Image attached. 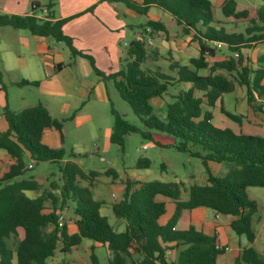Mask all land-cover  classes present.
<instances>
[{"label": "trees", "instance_id": "1", "mask_svg": "<svg viewBox=\"0 0 264 264\" xmlns=\"http://www.w3.org/2000/svg\"><path fill=\"white\" fill-rule=\"evenodd\" d=\"M107 1L122 2L139 14H146L152 6L169 13L181 27L183 35H193V40L199 43L200 55L190 61L194 69L172 61L170 71L176 72V77H173L159 67L145 66L147 47L151 45L145 37L134 40L127 47L128 58L122 69L107 76L96 67L94 59L78 51L73 39L64 33L66 23L75 17L52 21L35 15H0V25L28 29L34 35L64 42L72 55L89 59L98 76L114 82L121 99L149 131L131 125L112 107L111 144L124 150L126 136L141 133L144 139L152 140L153 131L169 135L176 140L174 148L177 151L202 160L208 183L191 186L189 199L183 201L182 182L154 180L135 183L128 179L123 199L113 205L114 215L125 224V230L118 232L101 214L103 203L94 199L91 190L93 182L102 173H87L76 162H64L66 152L63 149H52L43 143L44 132L52 128L61 134L64 142L65 120L54 119L43 104L19 112L6 109L9 130L0 133V149L7 152L5 159L1 160L7 168L0 177V264H48L60 244L62 253L71 254L84 239L107 248L108 264H217L222 251L216 249L214 237L193 227L183 232L174 230L184 210L200 207L235 217L231 224L233 231L240 237H246L251 245L242 251L237 264H264V258L252 246L256 240L253 217L259 210V203L248 194L249 188H264V138L220 129L212 123V113L203 110V104L208 107L219 104L226 117L240 124L242 117L227 111L223 105V96L234 93L239 85L246 88L249 106L254 111L263 112L259 103L264 104V68H253L242 50L264 40V34L245 38L244 35L216 29L213 27L215 16L210 0H144L142 4L134 0ZM33 7L36 11L40 5L34 4ZM237 7L235 0H228L222 9L223 15L247 18L248 13L238 12ZM88 11L92 12L93 8ZM252 25L246 30L247 34L264 31V5L258 10V20L252 21ZM142 28L146 34L147 28L153 33L167 32L162 23L154 21H148ZM215 43H221L222 47L217 48ZM223 48L235 56L210 65L208 58H214ZM202 69L209 70V74L199 75L198 71ZM180 83H191L192 87L172 96L164 119L156 116L151 100L163 98L170 86ZM20 85L37 86L39 83L23 81ZM197 91L204 96L197 97ZM26 153L37 164H58L61 173L59 183L51 184L52 191L44 190L34 199L26 192L41 191L40 184L33 177L16 181L31 171ZM76 157V154L69 155V158ZM209 162L225 165L227 174L223 177L213 175ZM150 166L148 159H140L137 164L138 169H149ZM105 174L118 178L114 169L105 171ZM81 181H87L89 185L82 186ZM56 190H60V195L53 193ZM158 195L170 198L176 204L175 214L165 226L159 224V219L166 214V203L157 201ZM48 202L52 204V211L45 212ZM67 206H71L73 214L78 217V232L75 234L70 233L67 219L61 227L58 223ZM19 228L24 229L25 238L16 241ZM168 249L179 251L176 261H167L165 252ZM90 264H100L94 249Z\"/></svg>", "mask_w": 264, "mask_h": 264}, {"label": "crops", "instance_id": "2", "mask_svg": "<svg viewBox=\"0 0 264 264\" xmlns=\"http://www.w3.org/2000/svg\"><path fill=\"white\" fill-rule=\"evenodd\" d=\"M134 1L139 4L144 2V0ZM210 1L213 4L215 16L213 27L216 29H224L229 34L244 35L245 38L264 34V31L262 33H246V30L253 26L252 21L258 20V10L264 5L262 0H235L238 4V12L246 11L248 13L247 18L241 19H235L233 17L227 18L223 15L222 9L228 0ZM34 4L40 5V8L36 11L33 7ZM45 8L48 9V14L44 13ZM91 8H93V11L89 12L88 10ZM0 15H35L52 21L75 17L66 23L64 33L73 39L75 48L91 56L95 61L96 67L107 76L119 72L122 69V65L126 63L125 61L128 58L127 47L133 42L128 41L126 38L129 31L136 34L137 38L135 40H141L145 37V39L149 37L152 43L157 39L162 40L161 49L154 48L152 43L147 47L148 59L145 66L152 69H156L157 67L161 68L158 63L161 59H165L169 63L168 74L173 77H176V72L170 71L172 61L179 62L181 65L194 69L190 61L193 58H198L200 55L199 43L193 40V35H183L181 27L178 26L176 20L169 13L164 12L156 6H152L146 14H139L128 8L122 2L107 0H0ZM140 15H145L147 22L154 21L162 23L166 27L167 32H155L149 36L148 33H145V29L142 28L144 25L139 28L136 25L127 23L128 18L135 19ZM175 27H177L175 29L176 34L170 35L169 30ZM164 35H166V38H164ZM253 45L252 48L243 49L242 52L250 59L253 68H264V40ZM231 56H235V53H231L223 48L222 51H217L214 58H208V61L212 65L216 61H222ZM60 65L62 67L57 69ZM198 73L201 76H207L209 70L202 69ZM221 73L228 75L224 71ZM23 81L30 83L37 82L39 85L22 86L20 83ZM183 84L186 85V90L192 87L191 83L174 84L170 87H180ZM262 84L264 85V79ZM112 85L116 90L113 81H106L95 73L89 59L83 56L72 55L66 43L58 42L53 38L34 35L28 29H16L12 26L0 25V133H5L9 130V124L5 117L6 109L19 112L29 107L43 104L54 119L65 120L63 130L64 142H62L61 134L56 129H47L43 136V143L46 146L57 150L63 149L66 152L64 162L73 161L81 167L82 165L78 162V159L89 155L91 159H94L98 155L102 158L103 162H107V158L103 157V155L106 156L113 147L110 141L113 125L110 123L108 115L111 109L110 106L113 105L111 96ZM239 87L241 86L237 85L236 90ZM186 90L181 89L180 91ZM168 94L163 98H153L151 100L154 104V114L156 116L160 115L163 119L166 115L167 103H169L166 102ZM226 95L228 94L223 96L225 109ZM172 96L170 97L171 100ZM196 96L203 97L204 94L197 91ZM246 102L249 107L248 115H252L256 119L258 118L257 114L264 115V104L262 102L259 104L262 105L263 112L254 111L249 106L248 100ZM203 110L204 112L212 113V123L216 127L220 129H231L236 134H245L244 130L241 129V123L238 124L226 117L222 113L219 104L215 107H208L206 104H203ZM73 114L75 116L71 118ZM240 116L242 120L245 118L243 114ZM151 141L156 145L166 148H174L177 143L171 136L158 132L153 133V139ZM148 149L149 146H143V150ZM6 154V150L0 149V177L3 176L7 168L6 164L1 163V160L5 159ZM71 154H76L77 157L69 158ZM26 162L34 166L31 170L35 169V165L44 164L35 163L28 153H26ZM208 166L215 176H218V173L221 172H224L225 175L227 174V168L223 164L209 162ZM166 169L167 166L165 165L164 170ZM43 173L46 176L43 174H40L38 177L30 176L40 184L41 191H27L26 195L28 197L34 199L39 197L44 190L50 189L52 191L51 184L59 183L61 179L60 174L59 180L51 182L49 174L47 172ZM30 177L24 175L17 178L16 181ZM97 179L93 182L91 190L94 199L103 203L100 212L108 218L110 224L118 232H123L125 230V224L123 221L118 220L113 212L114 203L119 201H111L109 204H106L104 200L96 199L94 184L97 182ZM118 179L119 176L114 180L116 181ZM128 179L135 183L148 182L134 178H127L126 181ZM174 182H182L184 184L181 198L183 201H187L189 199V189L194 184L186 186L183 181ZM204 183V185L208 183V175L207 179H204ZM81 184L82 186L89 185L87 181H81ZM53 193L58 196L60 195V190L53 191ZM157 201L166 203V214L159 219V224L165 226L173 218L176 211V204L170 198L162 195L157 196ZM51 207V202L46 203L45 212L52 211ZM68 218L71 219L68 222L70 233H77L76 221L78 217L73 214L69 215ZM234 220L235 217L231 215L217 214L212 209L200 207L194 210H184L176 223L175 230L183 232L193 227L198 232L214 237L224 247L230 248L229 251L223 252L218 256L217 264H237V259L240 257L242 251L251 245L246 237H240L233 231L231 224ZM254 231L256 240L252 246L264 258V252H261V242L264 243V240L261 241L259 234L256 230ZM17 238L20 241L25 238L23 228L18 229ZM83 244L86 247L84 250L87 255H84L85 264H90L92 249H94L97 255L96 250L98 248H106L94 241L84 239L82 244L73 250V259H76L82 254L80 247ZM172 252L171 262L176 261L179 256L178 250L173 249ZM108 259L109 252L107 264Z\"/></svg>", "mask_w": 264, "mask_h": 264}, {"label": "rangeland", "instance_id": "3", "mask_svg": "<svg viewBox=\"0 0 264 264\" xmlns=\"http://www.w3.org/2000/svg\"><path fill=\"white\" fill-rule=\"evenodd\" d=\"M147 22V17L145 15H140L138 18L132 19L128 18L127 23L130 25H136L139 28L145 25ZM175 28L169 30L170 35H175ZM128 41H134L137 37L136 34L129 31L126 35ZM166 38V35H164ZM153 47L162 48V40L157 39L152 43ZM168 62L165 59H161L158 65L163 69L164 72L169 73ZM111 96H112V107L122 115L125 120H127L131 125L140 128L142 131H149L140 118L134 114L131 107L124 102L119 96L118 92L111 86ZM186 90V85L178 87H170L168 99L166 102H170V97L174 94L179 93L181 90ZM246 89L243 87L237 88L236 92L233 94H228L225 96L226 109L234 114L244 115L245 118L241 122V129L244 130L245 134L258 135L264 138V115L257 114L256 119L252 115H248L249 107L247 105ZM151 105L154 106L153 102ZM109 112L110 123L114 124V117ZM159 116L161 119L163 117ZM239 124V123H238ZM73 127V126H71ZM157 133V132H152ZM149 146L148 150H143V146ZM103 157L107 158V162H103L102 158L98 155L94 159L89 156L78 159V162L82 165L85 172L89 173L91 171H97L102 173L97 182L94 184L95 197L98 200H104L106 204L111 201H121L124 197V192L126 188V179L134 178L140 181H154L159 180L163 182H174L183 181L186 186L189 185H204V179H207L206 168L201 159L197 157H191L188 153L179 152L172 147H162L154 144L151 140H146L143 138L142 134H134L126 136L124 150H121L119 146L113 145L111 151ZM140 159H149L151 161V166L149 169H138L137 164ZM162 165H166L167 169L164 170ZM109 168H113L118 173L119 179L114 180L112 176L105 174V171ZM224 171V170H223ZM43 172L49 174L50 181H57L60 178L59 166L52 163H44L35 165V169L29 171L26 175L38 177L40 174L46 176ZM224 172L218 173V176L223 177ZM47 178V177H45ZM86 184V183H84ZM248 194L251 198L258 201L259 210L254 215L253 228L259 234L261 241L264 240V188L252 187L248 189ZM114 196L116 198H114ZM61 214L65 215L67 222H70L69 215H73L71 206H67ZM68 214V215H67ZM259 221V222H257ZM18 241V238L15 239ZM13 241L12 243H16ZM90 241V240H88ZM261 252H264V243L261 242ZM82 254L76 259H73L74 253L64 254L62 253V245L60 244L55 257L48 261V264H85V250L86 247L83 244L80 247ZM100 264H107L108 251L106 248H98L96 250ZM264 254V253H263ZM87 256V255H86Z\"/></svg>", "mask_w": 264, "mask_h": 264}, {"label": "built area", "instance_id": "4", "mask_svg": "<svg viewBox=\"0 0 264 264\" xmlns=\"http://www.w3.org/2000/svg\"><path fill=\"white\" fill-rule=\"evenodd\" d=\"M44 13H45V14H48V9H47V8L44 9ZM147 33H148L149 36H150L151 34H153V32H152V30H151L150 28H147ZM145 41H146L148 44H151V43H152V41H151V39H150L149 37H148ZM215 46H216L217 48H221V47H222V44H221V43H215ZM145 149H147V147H145ZM29 168L32 169V168H33V165H29ZM114 198H115V196H114ZM65 220H66L65 215L61 214L60 217H59V220H58V223H59V226H60V227L64 225ZM174 230H175V228H174ZM215 247H216V249H217L218 251H222V253H223V252H227V251L230 250L229 247H224V246L219 242V240H216ZM172 253H173V252H172V250H170V249L166 250V252H165V257H166V259H167L168 262H171V256H172Z\"/></svg>", "mask_w": 264, "mask_h": 264}]
</instances>
